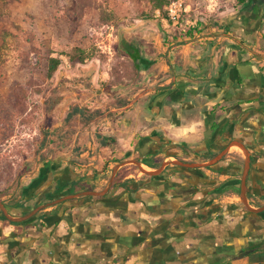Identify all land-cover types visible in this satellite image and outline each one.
I'll return each mask as SVG.
<instances>
[{
  "label": "crops",
  "instance_id": "0c3cea01",
  "mask_svg": "<svg viewBox=\"0 0 264 264\" xmlns=\"http://www.w3.org/2000/svg\"><path fill=\"white\" fill-rule=\"evenodd\" d=\"M253 17L230 15L208 35L122 39L138 59L105 72L101 103L87 100L104 113L73 116L70 147L0 198V264H264Z\"/></svg>",
  "mask_w": 264,
  "mask_h": 264
},
{
  "label": "rangeland",
  "instance_id": "374dc122",
  "mask_svg": "<svg viewBox=\"0 0 264 264\" xmlns=\"http://www.w3.org/2000/svg\"><path fill=\"white\" fill-rule=\"evenodd\" d=\"M236 13L254 15L264 36V0H0V198L70 147L73 116L83 124L104 113L87 100L102 102L106 71L133 69L117 49L122 39L193 34L191 27L208 35ZM53 61L59 66L50 73Z\"/></svg>",
  "mask_w": 264,
  "mask_h": 264
},
{
  "label": "trees",
  "instance_id": "16d2710c",
  "mask_svg": "<svg viewBox=\"0 0 264 264\" xmlns=\"http://www.w3.org/2000/svg\"><path fill=\"white\" fill-rule=\"evenodd\" d=\"M245 2H246V0H239V4H240V5L245 4ZM162 5H163V4H160V5L158 6V9L162 8V7H163ZM191 34H192L191 32H187V33H185V34L183 33L182 35H191ZM117 49H119L124 55H126L127 57H129L132 61H136V60L138 59V58H133V57H131L129 54H127V51H130L132 48H131V46L126 47V46L123 44V42H119V43H118V45H117ZM79 63H81V60H80ZM58 66H59V62H58V61H53L52 65H51V67H50V73L56 72ZM43 160H45V159H43Z\"/></svg>",
  "mask_w": 264,
  "mask_h": 264
},
{
  "label": "built area",
  "instance_id": "2783aa9c",
  "mask_svg": "<svg viewBox=\"0 0 264 264\" xmlns=\"http://www.w3.org/2000/svg\"><path fill=\"white\" fill-rule=\"evenodd\" d=\"M168 10H169L170 13H172V15H175L177 9L170 7Z\"/></svg>",
  "mask_w": 264,
  "mask_h": 264
},
{
  "label": "bare ground",
  "instance_id": "6f19581e",
  "mask_svg": "<svg viewBox=\"0 0 264 264\" xmlns=\"http://www.w3.org/2000/svg\"><path fill=\"white\" fill-rule=\"evenodd\" d=\"M144 167V166H143ZM146 168V167H145Z\"/></svg>",
  "mask_w": 264,
  "mask_h": 264
},
{
  "label": "water",
  "instance_id": "95a60500",
  "mask_svg": "<svg viewBox=\"0 0 264 264\" xmlns=\"http://www.w3.org/2000/svg\"><path fill=\"white\" fill-rule=\"evenodd\" d=\"M123 44H124V42H123Z\"/></svg>",
  "mask_w": 264,
  "mask_h": 264
}]
</instances>
